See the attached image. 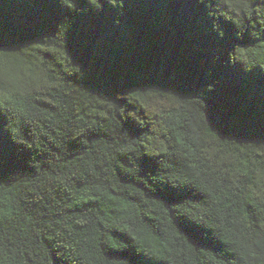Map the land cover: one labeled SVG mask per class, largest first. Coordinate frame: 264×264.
Wrapping results in <instances>:
<instances>
[{"label": "trees", "instance_id": "1", "mask_svg": "<svg viewBox=\"0 0 264 264\" xmlns=\"http://www.w3.org/2000/svg\"><path fill=\"white\" fill-rule=\"evenodd\" d=\"M264 0H0V264H264Z\"/></svg>", "mask_w": 264, "mask_h": 264}, {"label": "snow or ice", "instance_id": "2", "mask_svg": "<svg viewBox=\"0 0 264 264\" xmlns=\"http://www.w3.org/2000/svg\"><path fill=\"white\" fill-rule=\"evenodd\" d=\"M261 243H262V245H264V240H262ZM261 260L264 261V254H262V256H261Z\"/></svg>", "mask_w": 264, "mask_h": 264}]
</instances>
